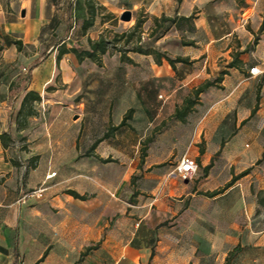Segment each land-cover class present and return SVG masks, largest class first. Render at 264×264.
Masks as SVG:
<instances>
[{
	"label": "rangeland",
	"instance_id": "1",
	"mask_svg": "<svg viewBox=\"0 0 264 264\" xmlns=\"http://www.w3.org/2000/svg\"><path fill=\"white\" fill-rule=\"evenodd\" d=\"M135 1L138 5L130 10L132 16L129 21L121 20L120 16L113 18L105 10H100L96 18L99 23L92 33L86 37L73 33L72 47L78 50L88 48V39L92 37V40H96L101 35L109 41L108 50L100 56L99 62L88 57L79 61L74 53H69L71 58V62L67 63L69 79L62 82L61 75L58 74L53 82L60 90L59 96L53 98L60 101L59 113L54 116L48 113L43 105L51 102L52 98H45L48 99L45 103L41 98L36 103L37 113L26 118V130L20 132L18 126L23 122L22 115L17 114L20 98H14V104L9 106L12 109L11 114L9 113L11 124L9 134L17 141L19 149L24 150L26 155L29 154L20 162H16V167L24 168L26 171L38 167V176H41L43 170L49 171L46 175L49 180L61 181L58 186L56 185L60 190L73 186V189L83 192L86 196L85 200L73 199V252L77 253L76 257L73 256V264L80 263L85 254L99 244L78 243L80 228L87 222L84 219H91L94 215L100 218L102 207H105L102 203L108 200L110 209L107 223L109 226L115 224L117 227V218L131 210L130 205L144 184V174L151 169H167L174 165L167 159L153 160L151 157L164 156L168 151L178 148L187 137L191 148L199 153L201 150L205 151L207 142L211 145L210 148L213 147L211 143L215 142L217 132H209L210 118H218L224 114L222 108L213 107L219 104L229 108L230 103L225 90L221 88V81L226 72L224 68L239 57L240 47L250 55L253 40L264 34V31L256 30L261 22L264 0H173L181 12L180 15L176 14L177 9L169 6L168 0ZM184 13L188 15L184 17L182 15ZM164 15L171 16L172 21L162 20L161 16ZM154 16L158 19L155 20ZM137 21L141 24L134 29ZM102 22L106 24L102 26ZM219 36L224 37L214 44L218 51L213 58L215 60L210 65L200 68L196 62H202L207 56H200L194 60L191 57L201 44ZM190 42L192 43L189 44ZM138 46L160 54V63L155 61V53L144 54L135 51ZM122 53L133 62L122 60L120 57ZM165 55L171 59L187 58V63L175 61L174 68H182L190 76L171 80L164 73L155 75L153 68L156 65L162 70L163 65L168 64L162 57ZM251 63L252 59L249 61V64ZM197 69H204V74L191 75ZM206 80L213 81L214 85L195 98L192 90ZM54 88V85L49 86L48 92L51 93ZM256 94L254 113L257 109L261 112L258 117L246 124L241 133L246 136L258 135L259 139H262L264 126L259 129L255 126L261 121L260 117H264V92L260 94L258 89ZM187 96L196 99V103L186 115L185 121H179L175 119L174 112ZM129 110L131 111L125 118V124L120 126L119 123ZM62 124L64 128H61ZM69 127L73 128L71 150L67 145L64 148L57 142L58 135L65 128L67 131ZM236 131L237 128L224 123L218 132L226 137ZM104 134H108L105 139ZM47 140H50L49 145ZM63 148L64 155L56 159L49 160L34 155L38 152L45 157L52 154L58 156L63 152ZM241 150L245 155L242 166L249 169L250 174L244 177V185L249 186L253 194L259 187L264 186V143L262 141L256 143L247 138ZM209 154L211 166L219 155L212 151ZM190 158L195 160L197 171L189 180H194L196 176L202 178L204 170L199 165L197 157ZM252 170L254 174L251 173ZM230 172L232 179L236 176L232 167ZM226 176L227 172L224 174L219 171L214 177V181L222 183L215 191L220 190L221 193L228 187ZM40 188L43 187L32 189L24 186L20 201L26 202L32 197L40 198L41 196H30L32 191ZM143 197L145 200L150 197L148 191L144 192ZM261 198L263 207L260 212L247 220L248 225L242 222L239 224L241 234L246 236L251 234L249 228L264 233V194H261ZM51 210L52 214L57 216V210L55 208ZM129 217L138 219L136 215ZM161 225L172 236L181 238L178 241L171 239L170 245L175 255L184 256L194 243H198L193 237L197 228L195 223L190 225V218L183 219L180 225L173 219H167ZM215 226L214 218H207L206 224L200 228L201 234H205L204 243L199 242L205 253L201 264H223L227 256L224 257L212 247L215 244L209 238L213 236ZM245 239L244 249L237 252L230 264H262L264 255L261 250L255 253L250 247L249 239ZM144 242L152 248L155 237L150 233ZM254 258L256 260L252 261ZM146 264H150V261Z\"/></svg>",
	"mask_w": 264,
	"mask_h": 264
},
{
	"label": "crops",
	"instance_id": "2",
	"mask_svg": "<svg viewBox=\"0 0 264 264\" xmlns=\"http://www.w3.org/2000/svg\"><path fill=\"white\" fill-rule=\"evenodd\" d=\"M168 1L169 6L177 9L176 14L180 15L181 12L174 1ZM87 2L88 0H0V134L9 133L8 130H11L12 109L9 106L14 104V98H20L21 101L29 90L38 92L44 103L48 101L45 98H52L51 102L48 101L49 103L43 106L52 116L59 113L60 101L53 98L59 96L60 90L53 82L58 74L61 75L62 82L69 79L67 63L71 62L69 53L63 54L57 61L59 48L63 45L66 48L72 47L73 33L81 34L82 37L92 33L99 23L96 19L98 11L105 10L109 16L116 18L124 10H131L138 5L135 0H92L95 7L94 20L92 25L84 27L83 21L89 16ZM182 15L186 17L188 13ZM105 24L106 22H102V26ZM223 37L211 38L207 43L201 44L191 59L206 55L202 62L197 61L196 64L201 66L200 68L210 65L218 52L214 44ZM17 40L21 42L20 49L14 44ZM239 50L241 54L233 59L236 60V65L224 68L226 72L221 81V88L225 90L230 102L229 108L219 104L214 106L213 109L222 108L224 114L218 118H210L209 132H217L215 142L211 143L213 147L210 148L211 145L207 142L205 151L201 150L199 153L191 148L187 137L173 151H168L162 157H151L153 160L167 159L174 165L167 169H151L144 174V184L130 205L131 210L117 218V227L107 223L110 209L108 200L102 203L105 207H102L100 218L94 215L91 219H84L87 222L80 228L78 243L99 244L90 249L77 264H146L149 261L150 264H201L205 253L200 245L204 243L205 234H201L200 228L206 224L207 218H214L216 225L213 236L209 238L214 241L215 245L212 247L224 257L237 245L240 246L239 251L244 249L245 238L249 239L250 247L255 253L261 250L264 255V233L249 228L251 234L246 236L239 231L241 222L247 224V220L262 209L263 206L257 201V193L264 190V186L252 194L250 187L244 185V177L250 176L247 173L236 178L221 193L213 196L199 193L212 192L221 186L222 183L214 181L219 171L224 174L227 172L228 183L232 177L231 167L236 176L245 170L242 166L245 155L241 147L247 138L256 143H264V138L259 139L258 135L246 136L241 133L246 124L261 112L257 109L255 113H251L255 108L253 105L257 97L256 91L260 89V94L264 92V34L251 47L250 55L243 47ZM42 56L45 57L36 66L31 67L33 62ZM250 59L253 60L251 64ZM254 64H257L262 72L250 76L248 70ZM153 70L155 75L164 73L171 80L190 76L184 69L174 68L169 62L163 65L162 70L157 65ZM203 70L197 69L191 75H202ZM51 85L55 88L49 93L48 88ZM260 118L261 121L255 124L258 129L264 126V117ZM224 123L237 128V131L230 136H221L218 131ZM25 128L19 131L23 132ZM61 128H64L63 124ZM11 137L13 139V136ZM47 142L49 145L50 140ZM57 142L64 148L67 145L71 150L73 128L69 127L67 131L65 128L58 135ZM64 148L58 156L52 154L48 158L38 152L34 155L49 160L56 159L64 155ZM211 151L219 156L213 165L204 171L202 178L196 176L194 180L185 181L171 173L183 154L197 157L204 170L209 164ZM28 155L19 149L15 139L6 147L0 141V264H73V256H77V253L73 252V199L77 198L67 190H75L81 195L83 192L73 189V186L60 190L56 185L61 181L49 180L46 176L49 171L43 170L41 176H38V167L28 171L16 167V162ZM251 173L254 174V170ZM24 186L32 189L42 186L45 190L40 198L32 197L26 202H21V190ZM145 191H148L150 196L147 200L143 197ZM52 208L57 210V216L52 214ZM129 215H136L138 219ZM185 218H190V225L195 223L197 231L193 237L198 243H194L184 256H179L175 255L170 243L171 239L178 241L181 238L172 236L161 223L173 219L180 225ZM150 233L155 237L152 248L144 242ZM246 247L250 248L247 245ZM176 260L178 261L175 262ZM255 260L254 258L252 261Z\"/></svg>",
	"mask_w": 264,
	"mask_h": 264
},
{
	"label": "trees",
	"instance_id": "3",
	"mask_svg": "<svg viewBox=\"0 0 264 264\" xmlns=\"http://www.w3.org/2000/svg\"><path fill=\"white\" fill-rule=\"evenodd\" d=\"M87 7H88V11H89V16L83 21V26L87 27L92 25L93 20H94V12H95V7L94 4L92 3V0H88L87 2ZM262 20L259 26L258 31H262L264 29V9H263V13H262ZM155 20H157L158 18H154ZM161 19L166 21V20H170L172 21L173 18L167 17V16H161ZM180 19H183V17H180ZM141 22L137 21L133 28L136 29L140 26ZM258 38H255L253 40V42L251 43L252 45H255L257 43ZM109 43V41L103 36H99L96 40H92V39H88V48L83 49V50H78L74 47L71 48H66L65 45L61 46L58 50V54H57V61L61 58V56L65 53H74L76 58L80 61L82 60L84 57H88L90 59H92L95 62H99L100 60V56L105 54L108 50V46L107 44ZM192 42H190L189 44H191ZM14 44L16 45L17 49L21 48V42L19 40L14 41ZM135 51L144 53V54H150V53H155V61L157 63H160L161 61V56L160 54L151 51V50H145L143 49L141 46H138L135 48ZM45 56L40 57L39 59H36L31 67L36 66L40 60H42V58H44ZM121 59L122 60H126L130 63H132V59L130 57H128L126 54L122 53L121 54ZM164 57L169 64L174 67V62H182V63H187L188 60L187 58L184 57H176L175 59H171L168 56H162ZM236 60L231 61L228 66H234L236 65ZM225 73V72H224ZM214 85L213 81H209L206 80L204 83H202L200 86L194 88L192 90V93L194 95L195 98H197L201 93H203L208 87ZM41 99L40 95L38 92L33 91V90H29L25 93V95L23 96V98L21 99L20 102V108L17 112L18 116L22 115L23 122H21V124L18 126L19 129L21 128H25L26 127V118H28L29 116H34L37 113L36 110V103L39 102ZM196 103V99L191 98L190 96H187L183 99V103L180 107H177L175 112H174V117L175 119L179 120V121H185V117L186 115L193 109L194 105ZM131 110H129L127 112V114L122 118L121 122L119 123L120 126L125 124V118L129 115V112ZM255 111V108H253L252 112L253 113ZM108 134H104L103 139L107 138ZM0 141L2 143V145L4 147H6L7 145H9V143H11L13 141L12 137L10 136L9 133L7 132H3L0 134ZM102 159V158H100ZM103 161H108V159H103ZM210 164H208L207 166L204 167V171H207V169L209 168ZM249 172V169H245L242 172H240L237 176L233 177L227 184L226 186H229L236 178L241 177L243 175H246ZM69 194H71L74 198L80 199V200H84L85 196L81 195L79 193H77L75 190H67ZM220 192V190L218 191H212V192H199L202 195L205 196H213L215 194H218ZM261 194H264V190H260L257 193V201L259 204L263 203V199L261 198ZM240 250V246L237 245L233 248V250L229 251V253L227 254V256L225 257V261L223 264H230L232 258L235 257V255L237 254V252ZM82 254H85V251L82 252ZM153 254V250L151 249V256Z\"/></svg>",
	"mask_w": 264,
	"mask_h": 264
},
{
	"label": "built area",
	"instance_id": "4",
	"mask_svg": "<svg viewBox=\"0 0 264 264\" xmlns=\"http://www.w3.org/2000/svg\"><path fill=\"white\" fill-rule=\"evenodd\" d=\"M262 71L258 67L257 64H254L251 66L248 70V73L250 76H255L260 74ZM197 171V164L195 160L190 158L188 155L183 154L181 158L179 159L178 163L175 165V167L172 170V174L181 180H189L191 179ZM44 191V188H40L37 190H34L31 192L30 196H36L40 197L42 196V192ZM137 225V223H136Z\"/></svg>",
	"mask_w": 264,
	"mask_h": 264
},
{
	"label": "water",
	"instance_id": "5",
	"mask_svg": "<svg viewBox=\"0 0 264 264\" xmlns=\"http://www.w3.org/2000/svg\"><path fill=\"white\" fill-rule=\"evenodd\" d=\"M131 11L130 10H124L121 14H120V19L123 20V21H129L131 19ZM187 181V180H185Z\"/></svg>",
	"mask_w": 264,
	"mask_h": 264
}]
</instances>
